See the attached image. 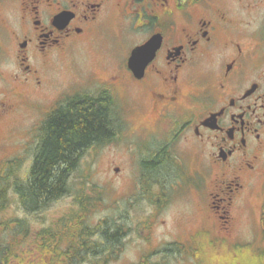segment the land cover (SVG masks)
<instances>
[{
  "label": "flooded vegetation",
  "instance_id": "obj_1",
  "mask_svg": "<svg viewBox=\"0 0 264 264\" xmlns=\"http://www.w3.org/2000/svg\"><path fill=\"white\" fill-rule=\"evenodd\" d=\"M102 36L114 40L116 57L92 74L90 94L112 99L114 136L119 122L142 129L143 186L180 185L193 200L204 194L209 213L200 200L199 227L213 219L218 237L231 240L244 188L264 172V0H0V201L9 203L0 211V264H47L49 248L61 246L45 214L32 221L18 192L58 101L46 104L41 68L71 44ZM152 36L154 52L135 74L130 51ZM126 39L131 46L117 53ZM30 112L39 125H29ZM177 237L169 246L185 251Z\"/></svg>",
  "mask_w": 264,
  "mask_h": 264
},
{
  "label": "rangeland",
  "instance_id": "obj_2",
  "mask_svg": "<svg viewBox=\"0 0 264 264\" xmlns=\"http://www.w3.org/2000/svg\"><path fill=\"white\" fill-rule=\"evenodd\" d=\"M99 38V42L87 40L71 44L60 55L48 58L41 68L47 81L44 91V98L48 99L46 104L76 91L92 89L94 72L99 71V66L114 62L111 61L116 57L113 54L114 40L106 36ZM131 43L126 39L122 48L117 46L116 52L126 51ZM125 104L130 108V102ZM120 106L123 107L122 103ZM29 114V125H39L40 121L34 118L36 112ZM114 115L122 116L121 109L116 107ZM116 124L121 130L117 137L90 145L69 175V191L49 200L41 209L29 211L36 213L32 215V221L37 222L36 216L45 214L46 229L52 235L60 229L61 220L63 225L76 222L80 229L91 230L92 234H98L103 228L109 232L121 230L123 234L116 245L106 242L103 246L109 248L107 253L115 246L114 250L119 251L118 254L112 252L111 260L106 264H135L145 253L153 251L156 255L148 256V260L149 263L157 262L154 264H264V257L260 256L264 237L258 220L264 212V172L245 186L235 214L236 224L230 233L234 232L233 237L223 240L218 237L219 230L213 225V219L203 220L212 226L199 227L202 220L197 210L201 203L202 211L209 213L204 194L200 203V200L184 194L180 185L172 191L169 187L143 186L140 183L138 157L142 153L139 145L142 129L132 123L124 124V121ZM33 144L34 140H31L30 148ZM177 145L186 157L189 151L181 142L178 141ZM116 166L120 167L118 171L114 170ZM179 174L181 172L178 171L177 180ZM207 182L208 178L206 188ZM196 201H199L198 205ZM2 202L0 211L5 212L9 203ZM186 229L189 233L185 232ZM147 235L150 240L145 239ZM175 236L187 252L169 250L174 248L169 245Z\"/></svg>",
  "mask_w": 264,
  "mask_h": 264
},
{
  "label": "trees",
  "instance_id": "obj_3",
  "mask_svg": "<svg viewBox=\"0 0 264 264\" xmlns=\"http://www.w3.org/2000/svg\"><path fill=\"white\" fill-rule=\"evenodd\" d=\"M114 126L112 99L104 92L96 95L79 93L58 103L44 124L30 178L24 187L18 186L28 211L39 210L49 200L68 192L69 175L82 154L92 144L115 138L110 131ZM145 167L153 168L154 159L145 163ZM75 223L62 224V246L49 248L47 264L106 263L111 259L112 252L118 251L114 250L115 246L107 253L109 248L103 246L106 242L116 245L123 234L121 230L109 232V229L103 228L98 234H92L91 230L80 229ZM47 234H51L49 229ZM153 254L154 251L150 253ZM148 256L143 255L141 264L148 262Z\"/></svg>",
  "mask_w": 264,
  "mask_h": 264
},
{
  "label": "water",
  "instance_id": "obj_4",
  "mask_svg": "<svg viewBox=\"0 0 264 264\" xmlns=\"http://www.w3.org/2000/svg\"><path fill=\"white\" fill-rule=\"evenodd\" d=\"M154 52V36L144 44L136 46L129 57V66L132 67L135 74L141 71L145 63L151 58Z\"/></svg>",
  "mask_w": 264,
  "mask_h": 264
}]
</instances>
